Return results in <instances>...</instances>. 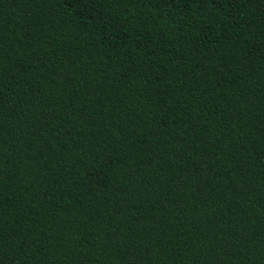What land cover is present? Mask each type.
Masks as SVG:
<instances>
[{"label":"trees","instance_id":"1","mask_svg":"<svg viewBox=\"0 0 264 264\" xmlns=\"http://www.w3.org/2000/svg\"><path fill=\"white\" fill-rule=\"evenodd\" d=\"M0 264H264V0H0Z\"/></svg>","mask_w":264,"mask_h":264}]
</instances>
